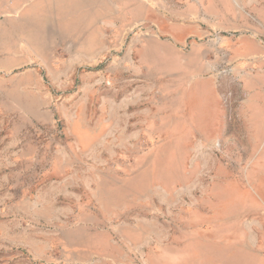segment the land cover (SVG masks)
I'll return each mask as SVG.
<instances>
[{
  "label": "rangeland",
  "instance_id": "rangeland-1",
  "mask_svg": "<svg viewBox=\"0 0 264 264\" xmlns=\"http://www.w3.org/2000/svg\"><path fill=\"white\" fill-rule=\"evenodd\" d=\"M73 1L0 0V264H264V32L195 31L264 0Z\"/></svg>",
  "mask_w": 264,
  "mask_h": 264
},
{
  "label": "crops",
  "instance_id": "crops-1",
  "mask_svg": "<svg viewBox=\"0 0 264 264\" xmlns=\"http://www.w3.org/2000/svg\"><path fill=\"white\" fill-rule=\"evenodd\" d=\"M54 0H51V6L49 7V9L52 7V2ZM145 1V0H144ZM196 2H189L188 6L185 7L184 9H181V7L179 6L178 12L177 13H181V14H187V15H191L190 11L191 10V6H196L197 7V3H201L200 0H195ZM84 2L85 0L82 1V3H79L77 1H73V5L75 8L79 7V12H82V10L85 8L84 7ZM96 3H94V5L92 6V8L95 6L98 8H102V9H107L109 12L115 14L117 11L120 10H125L128 7L132 8V4L130 6V0H96ZM141 3H143V0H140ZM232 2V1H231ZM242 2L245 5V8L247 6L246 2L252 3H258L260 2V0H242ZM65 5L67 7H69V4L67 3V1H65ZM205 4H214L215 6H222V0H205L204 2ZM53 7L55 9V5L53 4ZM258 11L259 13H253L251 12L248 8H246V10L248 9L249 14L253 15L255 18H252L251 15L249 14H245V13H235V12H230L227 13L226 16L220 18L218 17L215 13H210L211 16H207L205 14V16L202 19H198L199 23L196 24V28L194 27L195 25H190V26H179V27H169L167 29V31H169L171 33V35L173 36V38H175L176 40H178L179 42H181L182 40V36L185 32L187 31H191V29L195 28L197 32H202V33H209L212 30H222V31H229V30H238L239 27H249V28H253L256 29L257 31H259L260 33L264 32V29L261 28V24L264 27V7L258 6ZM192 16V15H191ZM258 19V20H257ZM258 21V22H257ZM202 24H204V27L202 26ZM203 28V29H202ZM211 33V32H210ZM230 40L229 37H227L226 35L223 36L222 38H220V43H218L222 49L223 48H231L230 45L228 44V41ZM251 40V39H250ZM255 42V41H254ZM210 45L213 44L209 43ZM255 45L252 46L250 42L248 41H242L240 40L238 43H235L233 45V47L230 49V51L232 52L230 55V57H236L239 55H244V54H251L253 52H256L257 45L258 43L255 42ZM257 44V45H256ZM197 45V44H196ZM200 45V44H198ZM197 45V46H198ZM202 45H207V43H204ZM216 45V44H215ZM210 46V51L213 49ZM197 48V47H196ZM199 49L201 48V46L198 47ZM245 49L246 51H248L249 53H243L241 50ZM205 52V51H204ZM252 76H247L246 78V83L243 85L242 89L248 90V89H252L251 87H255V81L257 80V77L251 78ZM229 79V78H228ZM230 82V79H229ZM225 83V84H224ZM192 85V84H191ZM228 85L226 84V82H221V84H216L214 85V83L211 81L209 82H204L201 84V86H198L195 88V86L192 85V90L191 93L189 94V103L188 106L190 107V113L193 112V109L196 110H200L199 112H204V118L202 119L204 123H202L203 127H200V129H206L207 131H212V126L214 123L217 122H221V113H222V92H224V89L228 88ZM237 87L236 85H233L232 87H230L231 89H235ZM243 91V92H244ZM228 104L229 102L226 101Z\"/></svg>",
  "mask_w": 264,
  "mask_h": 264
},
{
  "label": "bare ground",
  "instance_id": "bare-ground-1",
  "mask_svg": "<svg viewBox=\"0 0 264 264\" xmlns=\"http://www.w3.org/2000/svg\"><path fill=\"white\" fill-rule=\"evenodd\" d=\"M233 2H234V4L238 7V6H240V1H238V0H233Z\"/></svg>",
  "mask_w": 264,
  "mask_h": 264
}]
</instances>
